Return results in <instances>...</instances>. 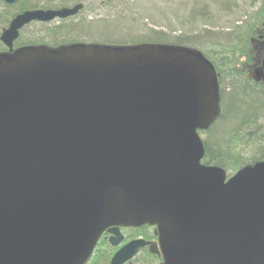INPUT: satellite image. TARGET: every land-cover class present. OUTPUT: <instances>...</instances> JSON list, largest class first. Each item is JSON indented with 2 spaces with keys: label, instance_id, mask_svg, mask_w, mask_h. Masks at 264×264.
<instances>
[{
  "label": "water",
  "instance_id": "95a60500",
  "mask_svg": "<svg viewBox=\"0 0 264 264\" xmlns=\"http://www.w3.org/2000/svg\"><path fill=\"white\" fill-rule=\"evenodd\" d=\"M80 9L28 11L1 42ZM219 113L216 69L186 47L0 55V264H86L106 231L117 247L122 228L144 226L162 264H264V161L229 180L202 164L199 132ZM148 246L131 241L110 264Z\"/></svg>",
  "mask_w": 264,
  "mask_h": 264
},
{
  "label": "trees",
  "instance_id": "16d2710c",
  "mask_svg": "<svg viewBox=\"0 0 264 264\" xmlns=\"http://www.w3.org/2000/svg\"><path fill=\"white\" fill-rule=\"evenodd\" d=\"M214 1L218 6L217 14L229 15L239 12V9L233 11L235 6L237 8L235 2ZM181 7L187 18L179 17L178 13L171 17L176 18L174 21L176 20V25L181 28L176 31L175 37L163 30L152 31L148 36H153L155 39H147L144 44L186 47L201 52L214 65L219 75L221 109L216 122L203 133L205 134L203 163L220 167L231 176L246 165L264 160V74L261 67L264 53V0H261L257 7L253 6L256 8L246 14L245 18L238 20L228 29L216 33L207 28L213 19L209 17L208 10L201 11L203 9L201 8L188 13L187 10L190 8L188 3L181 4ZM186 7L188 9L185 10ZM130 18L136 26L133 29L136 35L138 31L145 30L142 21L132 16ZM171 18L167 19L163 16V22L155 24H163L172 30L176 27L169 25ZM148 19L151 20L150 17ZM109 22L94 23L93 19L79 20L77 23L69 21L62 27L49 28L41 34L32 32L35 36L30 39H33L35 44L94 39V28L97 30L96 34L102 36L104 31L108 30L105 25ZM126 232L127 239L138 235L147 240L156 238L152 229L148 227ZM102 243V248L109 247L106 240ZM106 249L100 250L104 254L99 252L94 255V259L110 257V252L112 256L113 250L110 248L109 252ZM140 255H144L149 263L153 262L149 254L140 252L138 259ZM148 262L145 263L149 264ZM94 264H108V261L103 259Z\"/></svg>",
  "mask_w": 264,
  "mask_h": 264
},
{
  "label": "rangeland",
  "instance_id": "374dc122",
  "mask_svg": "<svg viewBox=\"0 0 264 264\" xmlns=\"http://www.w3.org/2000/svg\"><path fill=\"white\" fill-rule=\"evenodd\" d=\"M72 1V0H71ZM88 3V7L83 11L84 13L76 20L74 23L78 22L79 20H87L88 17L93 19L95 22H107L110 21L105 25L108 28V32L104 31L102 36L96 34V29L94 28V44H106V45H140L144 44L147 39H155L153 36H148L150 32H158V31H166L167 33H171L172 37H175L176 31H179L181 28L176 25L177 22L174 21L176 18H171L172 16L178 13L179 17L184 18L185 11L182 9L181 4L188 3L190 8L188 11L192 12L196 10H208L209 17L213 18L211 21L212 23L209 24L207 27L210 30L221 31L226 30L229 27L233 26L237 23L238 20H242L245 18V15L251 13L253 9H255L261 2V0H230L231 2H235L237 4L233 8V11L239 9V12L236 14L229 13V15H225V13L217 14L218 6H216L214 0H86ZM70 0H59V3H67ZM253 4V5H252ZM253 8V6H255ZM92 9L94 10V14L92 13ZM188 9L187 7L185 10ZM236 10V11H237ZM111 14V15H110ZM140 14L142 17H140ZM110 15V16H108ZM85 16H87L85 18ZM130 16L134 18H138L145 26V30L138 31V34H135L133 30L136 26L133 24L132 19ZM167 19L171 18V22L168 24L170 26L176 27L170 30V28L163 26V24H155V23H162V17ZM129 17V18H128ZM150 17L151 20L148 18ZM85 18V19H84ZM119 18V19H118ZM187 18V16H186ZM118 19V20H117ZM153 19V20H152ZM117 20V21H115ZM114 21V22H111ZM176 25V26H175ZM104 26V25H103ZM203 26V25H202ZM200 28V27H199ZM21 43L28 44L29 39L32 37L31 34L22 36ZM261 41V39L259 40ZM165 44V43H164ZM259 44V42H258ZM203 141L205 140V134H201ZM126 236V240L124 243L129 242L132 239L138 238L137 237L131 238L130 240L127 239L128 233L123 232ZM145 239V238H144ZM146 240V239H145ZM106 247L102 250H105ZM138 259V256L136 257ZM145 259L144 255H140L138 260H135L133 264H146L148 260ZM146 263H145V262ZM149 263V262H148ZM154 262H150L149 264H153ZM155 264V263H154Z\"/></svg>",
  "mask_w": 264,
  "mask_h": 264
},
{
  "label": "flooded vegetation",
  "instance_id": "af4514ba",
  "mask_svg": "<svg viewBox=\"0 0 264 264\" xmlns=\"http://www.w3.org/2000/svg\"><path fill=\"white\" fill-rule=\"evenodd\" d=\"M77 5H81V9L78 11V13L76 15L69 16V17L63 18V19L57 18V19H54L50 22L33 21V22L25 25L22 29L19 30V38L14 43L13 48L11 50L7 49L2 44V42L0 40V54L9 53V52L14 53L18 49H22L24 47H28V46H32V45H47V46H50L53 48H59V47L65 46V45H71V44L79 43V44H85L88 46H94V39H79V40H74V41L66 40V42H58L55 44H52V43L35 44L33 39H29L28 44L21 43V38H23L22 36H25V34H27V35L31 34V36H35L32 34H34V33L41 34V32L44 33L43 31H45L46 29H49V28L50 29L51 28L56 29V28L62 27L63 24H66L69 21H73V22L76 21L85 12L84 10L88 7V3L86 0H72V1L70 0V2H67L64 4L59 3V0H16L12 3H7L5 0H0V38L3 34V32L10 27L11 22L17 16L25 13L26 11H34V10L58 11V10H61L63 8L73 9ZM92 13L94 14L93 9H92ZM86 17L87 16H85V18ZM87 20L92 21V19L90 17H88ZM32 32H34V33H32ZM32 40H33V42L31 43ZM123 231H125V230H123ZM153 234L155 236L154 230H153ZM105 235L107 236V238L110 237V235L108 233H106ZM105 235L103 236L104 239H105ZM140 238L145 240L143 237H140ZM145 241L150 243V244L156 243L157 237L154 239H151V240L146 239ZM149 248H150V246L142 249L141 252H143V254H149L151 261H153L155 264H162L163 263L162 257L160 255L151 254ZM99 252L101 253L100 247L98 246V248L96 249L95 255L99 254ZM101 254L103 255L104 253L102 252ZM103 259L107 260L108 264H110L111 259H109L108 256H106L102 259H101V257L94 259V254L87 264H94V262H96V261L98 262V261L103 260ZM129 264H133V262H131Z\"/></svg>",
  "mask_w": 264,
  "mask_h": 264
}]
</instances>
